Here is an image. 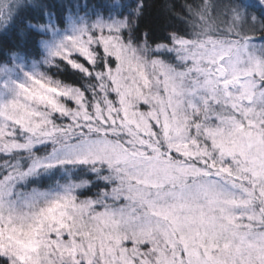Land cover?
<instances>
[{
  "label": "snow or ice",
  "instance_id": "1",
  "mask_svg": "<svg viewBox=\"0 0 264 264\" xmlns=\"http://www.w3.org/2000/svg\"><path fill=\"white\" fill-rule=\"evenodd\" d=\"M0 0V264H264V0Z\"/></svg>",
  "mask_w": 264,
  "mask_h": 264
},
{
  "label": "trees",
  "instance_id": "2",
  "mask_svg": "<svg viewBox=\"0 0 264 264\" xmlns=\"http://www.w3.org/2000/svg\"><path fill=\"white\" fill-rule=\"evenodd\" d=\"M177 5L182 4L184 0H172ZM149 4L145 12V16L141 22V31L151 29L154 38H159L164 34L166 21L159 11V0H147Z\"/></svg>",
  "mask_w": 264,
  "mask_h": 264
}]
</instances>
